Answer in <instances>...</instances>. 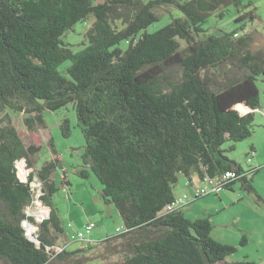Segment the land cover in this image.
<instances>
[{"label": "trees", "instance_id": "16d2710c", "mask_svg": "<svg viewBox=\"0 0 264 264\" xmlns=\"http://www.w3.org/2000/svg\"><path fill=\"white\" fill-rule=\"evenodd\" d=\"M252 4L0 0L1 261L69 260L117 238L126 242L115 264H217L236 251L235 245L212 236L210 215L190 219L183 208L168 207L178 197L174 186L180 175L194 188L188 194L191 201L205 196L195 195L205 179L227 170L243 176L227 183L225 190L242 181L245 189L255 192L248 175L256 169H243L226 153L253 135L254 111L260 107L264 46L253 49L252 35L245 31L246 21L257 18ZM230 6L236 7V22L242 24L219 35L207 32L208 17L223 18ZM173 9L180 15H171V21L155 31L147 30ZM91 17L83 47L75 50L63 35ZM68 105L74 107L85 138L78 173L87 177L90 169L96 175L103 198L117 208L124 229L52 258L54 251L48 246L57 243L52 229L65 233L53 201L59 190L53 173L60 157L22 180L17 162L25 159L33 167L40 146L24 142L10 110L25 114V125L33 131L45 126V110ZM61 128L65 137L70 136L68 117ZM226 142H232L228 149L223 148ZM21 171L24 176L26 171ZM35 177L41 182L39 199L50 207L49 217L35 233L38 242L28 238L23 226L24 220L37 223L25 212L34 200ZM63 180L69 184L66 172ZM245 242L243 237L241 243Z\"/></svg>", "mask_w": 264, "mask_h": 264}, {"label": "rangeland", "instance_id": "374dc122", "mask_svg": "<svg viewBox=\"0 0 264 264\" xmlns=\"http://www.w3.org/2000/svg\"><path fill=\"white\" fill-rule=\"evenodd\" d=\"M103 0H93L94 3ZM148 1V0H144ZM253 2L251 8L254 9L257 18L248 23L246 21L245 31L252 35L253 49L264 46V0H243L244 4ZM163 13L161 19L148 27V31H155L171 21L172 16L180 15L178 10H171ZM239 15L235 6H230L225 17L220 18L216 14H211L204 24L205 29L210 34L219 35L223 31H231L242 23L236 22ZM92 16V15H91ZM92 22V17L86 21L75 24L72 30L63 35V39L72 45L75 50L83 47L84 33ZM123 42L122 46L126 47ZM260 89V107L255 112L254 132L251 137L235 143L234 149H229L226 153L236 160L243 169L249 171L256 169L248 175L254 186L255 192H249L244 188L242 181L233 184L232 189L223 190L218 195L209 193L205 196L192 200L188 205L183 206L182 210L187 218L197 219L205 215H210L213 225L212 236L222 242L236 246V251L227 256L225 262L217 264H264V202L259 200L258 196L264 199V79L258 81ZM13 122L18 128L24 142L40 146V150L33 155L34 165L29 167L25 159L17 162L19 176L22 180L28 181L31 171L41 168L42 165L50 160L60 157L57 168L53 173V179L58 187V191L53 197L55 205L59 209V216L62 225L66 229L65 236L71 237L78 230H85L84 226L93 221L95 228L85 239L99 241L117 232L118 226H124L121 214L114 205H110L102 196V184L96 175L89 169L87 177H82L78 173V167L83 166L82 154L85 146V138L82 127L78 123L77 115L72 105L58 109L56 111L45 110V126L36 130H29L24 122L25 114L10 110ZM68 117L71 122V134L65 137L62 132L61 123ZM53 140L54 148L50 140ZM232 142H226L223 148H229ZM252 147L257 150V156L249 163L247 159L250 156ZM24 168L26 174L23 176L21 169ZM67 174L69 184L63 183L64 173ZM187 178L184 175L179 176V181L174 186V192L178 196L185 193L194 192L193 186H186ZM198 183V182H197ZM34 200L32 204L25 209L26 214L34 216L37 223L26 222V233L30 236H36L41 221L39 215L44 214L49 217L50 207L45 206L39 199L41 193V182L38 177L32 181ZM0 207L2 205L0 204ZM72 223L73 227L68 224ZM35 226L34 231L29 227ZM120 226V227H121ZM52 236H55V242L62 239L63 234L52 229ZM243 237L246 242L241 243ZM64 240V239H62ZM123 238L110 242H102L92 246V248L83 251L80 254L72 256L69 260H52L48 264H115L122 259L123 247L125 244ZM88 243L83 240H71L68 245V251L77 250ZM0 264H6L0 260Z\"/></svg>", "mask_w": 264, "mask_h": 264}, {"label": "built area", "instance_id": "2783aa9c", "mask_svg": "<svg viewBox=\"0 0 264 264\" xmlns=\"http://www.w3.org/2000/svg\"><path fill=\"white\" fill-rule=\"evenodd\" d=\"M255 151L252 149L249 158L247 161L251 163L253 161ZM243 176L242 173L239 174L238 171L236 170H227L223 174L215 177H210L207 178L203 181V184L198 186L195 189V195L200 196V195H206L209 193H216V194H221L223 190H225V185L229 183L231 180L239 178L240 176ZM193 196L184 194L182 196H178L177 199L169 205V209H176V208H182L183 206L189 204L191 202V199ZM45 219L43 217L41 221ZM27 221L24 220L23 224L26 223ZM26 225V224H25ZM69 227H73L72 223L70 222L68 224ZM95 228V223L94 222H89L84 226V231L83 230H78L76 234H74L71 237H66L64 240H60L56 244L52 246H48V249H52L54 251V254L52 255V258H54L56 255L64 252L65 250L68 249V245L71 243V240H83L86 241L88 244H91L93 241L85 239L86 235H89L92 230ZM124 229V226H119L117 227V232H120ZM87 244V245H88Z\"/></svg>", "mask_w": 264, "mask_h": 264}, {"label": "crops", "instance_id": "0c3cea01", "mask_svg": "<svg viewBox=\"0 0 264 264\" xmlns=\"http://www.w3.org/2000/svg\"><path fill=\"white\" fill-rule=\"evenodd\" d=\"M257 109H259V108H257ZM257 109H255V112H257V111H256ZM252 148H253V147H252ZM254 149H255V147H254ZM256 151H257V150L255 149L254 157L257 156ZM254 157H253V158H254ZM79 168H83V167H81V165H80V166L78 167V169H79ZM88 173H89V171H88ZM194 178H195V177H194ZM67 179H68V177H67ZM68 182H69V181H68ZM110 205H112V204H110ZM92 222H93V221H92ZM120 226H121V225H120ZM118 227H119V226H118ZM64 232H65V233H63V237H62V239H65V238L67 237V236H65V234H66V229H65V227H64ZM62 239H60V240H62Z\"/></svg>", "mask_w": 264, "mask_h": 264}, {"label": "water", "instance_id": "95a60500", "mask_svg": "<svg viewBox=\"0 0 264 264\" xmlns=\"http://www.w3.org/2000/svg\"><path fill=\"white\" fill-rule=\"evenodd\" d=\"M249 110H251V108H249ZM243 113H245V112H243ZM26 221L28 222V220H26ZM23 226L25 227V223L23 224ZM27 236H28L29 239H32V240H35V241L38 242L37 236H30L29 234H27Z\"/></svg>", "mask_w": 264, "mask_h": 264}, {"label": "bare ground", "instance_id": "6f19581e", "mask_svg": "<svg viewBox=\"0 0 264 264\" xmlns=\"http://www.w3.org/2000/svg\"><path fill=\"white\" fill-rule=\"evenodd\" d=\"M29 229H30V231H34L35 226H31V227H29Z\"/></svg>", "mask_w": 264, "mask_h": 264}]
</instances>
